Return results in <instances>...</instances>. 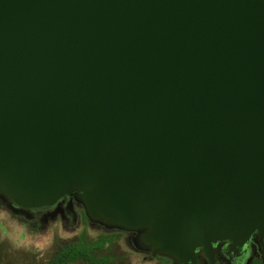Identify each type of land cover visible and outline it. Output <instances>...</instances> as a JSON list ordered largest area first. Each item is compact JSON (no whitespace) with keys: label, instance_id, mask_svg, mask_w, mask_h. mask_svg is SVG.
<instances>
[{"label":"water","instance_id":"obj_1","mask_svg":"<svg viewBox=\"0 0 264 264\" xmlns=\"http://www.w3.org/2000/svg\"><path fill=\"white\" fill-rule=\"evenodd\" d=\"M0 191L264 254V0H0Z\"/></svg>","mask_w":264,"mask_h":264},{"label":"rangeland","instance_id":"obj_2","mask_svg":"<svg viewBox=\"0 0 264 264\" xmlns=\"http://www.w3.org/2000/svg\"><path fill=\"white\" fill-rule=\"evenodd\" d=\"M140 232L92 217L74 195L53 206L30 208L0 191V264H178L171 255H154L155 246ZM254 242L252 263L264 264ZM229 254L217 249L219 264H232ZM198 259L208 264L203 252Z\"/></svg>","mask_w":264,"mask_h":264},{"label":"flooded vegetation","instance_id":"obj_3","mask_svg":"<svg viewBox=\"0 0 264 264\" xmlns=\"http://www.w3.org/2000/svg\"><path fill=\"white\" fill-rule=\"evenodd\" d=\"M256 243V242H254ZM255 245H258L257 243ZM260 246V245H258ZM218 247V248H217ZM216 251L217 249H219L220 251H223L225 253H230L229 255L231 256L229 258V261L232 264H253L252 262L255 260L256 257H254V249H256V247L253 246L252 241L251 243L244 248L241 249H235V250H231V248L229 247V244L226 245H220V246H216ZM260 249L263 253V249L260 246ZM217 259V258H216ZM264 263V255L261 256V258L259 259ZM217 264H219V261L217 259ZM209 264V261H208Z\"/></svg>","mask_w":264,"mask_h":264}]
</instances>
